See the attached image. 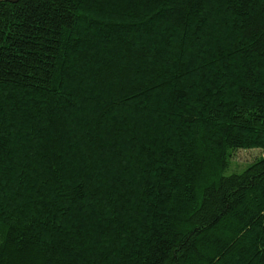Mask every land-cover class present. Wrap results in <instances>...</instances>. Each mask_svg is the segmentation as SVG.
Masks as SVG:
<instances>
[{
	"label": "trees",
	"instance_id": "obj_1",
	"mask_svg": "<svg viewBox=\"0 0 264 264\" xmlns=\"http://www.w3.org/2000/svg\"><path fill=\"white\" fill-rule=\"evenodd\" d=\"M264 0L0 2V264H264Z\"/></svg>",
	"mask_w": 264,
	"mask_h": 264
},
{
	"label": "rangeland",
	"instance_id": "obj_2",
	"mask_svg": "<svg viewBox=\"0 0 264 264\" xmlns=\"http://www.w3.org/2000/svg\"><path fill=\"white\" fill-rule=\"evenodd\" d=\"M264 153L258 148L237 149L229 152V167L225 174L243 171L250 163Z\"/></svg>",
	"mask_w": 264,
	"mask_h": 264
},
{
	"label": "water",
	"instance_id": "obj_3",
	"mask_svg": "<svg viewBox=\"0 0 264 264\" xmlns=\"http://www.w3.org/2000/svg\"><path fill=\"white\" fill-rule=\"evenodd\" d=\"M18 0H0V2L16 3Z\"/></svg>",
	"mask_w": 264,
	"mask_h": 264
}]
</instances>
